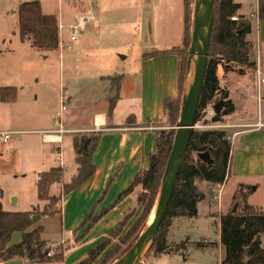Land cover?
<instances>
[{
    "label": "crops",
    "instance_id": "0c3cea01",
    "mask_svg": "<svg viewBox=\"0 0 264 264\" xmlns=\"http://www.w3.org/2000/svg\"><path fill=\"white\" fill-rule=\"evenodd\" d=\"M233 1L239 3L237 13L250 19V32L246 35V39L251 43L250 51L254 46L264 49V19H259L257 15L258 0ZM121 2L129 3L126 13L129 19L126 25H121L117 21V15L114 14L117 0H87L88 10H85L86 6H84V10L80 13L94 11L96 19L87 27L78 43L70 49H59L60 42H64L61 39L59 25L69 30V26L78 14L74 15L71 11L63 12L62 8L58 13L51 12L57 18L59 43L57 50L44 53L43 56L46 58L54 53L58 58L59 106L54 112H48L44 119L33 121L34 126L0 129L14 133L12 139L17 134L24 135L11 146L5 144L0 149V201L6 211H26L39 205L40 200L37 199L36 192L37 177L40 172L47 171L51 167L62 168L61 182L51 185L49 189L51 195L59 192L60 185L68 182L76 172L72 148L74 134L94 131L95 126L101 130L92 156L95 166L93 176L61 199L59 219L45 217L38 222L42 227V239H51L43 234L45 226H53L54 231L58 233L57 239L62 238L64 258L59 262L33 264L78 263L86 257V249L108 234L106 230L114 229L131 209L138 210L137 187L120 200L116 201V198L129 185L136 172L146 168L148 157L154 150L155 131L163 127V99L174 98L177 95L180 57L171 49L182 44L183 0H121ZM121 32L125 35L121 36ZM132 46L137 48V52L127 62L128 57H131L128 50ZM120 48L127 49V52L124 56L117 57L115 52ZM73 51L80 53L83 60L82 74L80 70H74L72 67L74 60L81 59H76ZM249 57L251 59L250 52ZM92 66L96 69L95 75L90 72ZM79 68L81 69L80 66ZM255 68L264 75V67L257 64ZM193 73L194 61L191 60L185 73L183 99L186 98L187 78L193 80ZM228 74L229 71L223 72L221 67L217 68L219 86L227 92L233 105V111L224 115L222 123L230 141L227 180L234 178L237 188H241L242 192L248 190L253 192L260 187L264 188V86L261 87L259 96L255 70L247 69L243 73H230L233 83L227 82ZM81 75H83L82 90L78 91V78ZM115 75L122 76L121 92L112 113L107 115V97L111 89L109 79ZM65 78L68 79L66 84ZM92 78L101 85L99 96L94 97L91 94L93 93ZM152 87L154 91L149 93ZM145 89L148 95L146 100L143 98ZM65 96L68 97L66 102ZM98 101H101L100 106L96 105ZM62 103L65 105L64 110L60 109ZM58 113L61 115L60 123L53 120V116ZM129 118L131 121L127 123ZM60 128L65 131L59 133ZM49 133L59 142L46 140V135ZM48 144H55L53 149L59 152L60 159L56 158L58 154L51 156V148ZM64 148L67 153H63ZM4 175L10 176L9 180L14 183L20 182L17 184L20 191L14 190L8 193L2 181ZM29 175L31 185L25 187ZM110 177L112 181L107 183ZM199 184L204 187L198 188L200 197L196 209L200 201L204 200L205 192L210 194L212 189L206 182ZM66 197L69 200H66ZM97 198L98 203L94 204L91 216L86 222L88 225L96 218L92 222L93 226L91 230L88 229L90 231L88 234H84L75 242L79 236L81 237L80 231L75 232L74 228H66V219L85 217L86 209ZM229 198L231 202L232 196ZM74 201H80V206L74 207ZM221 203L222 201H219L217 204L216 212L205 209L208 215H214L218 238L216 243L220 256L219 217L222 207L228 205ZM62 205L64 219H62ZM263 205L260 207L255 205V207L262 211ZM176 219L172 220L170 231L178 230L179 227L175 223L179 219ZM62 220L65 221V231ZM99 226L101 227L98 228ZM94 229L97 232L93 233ZM20 239L21 233L14 232L11 243H17ZM204 240L208 241L206 238ZM46 252L45 249L38 248L33 252V256L38 258ZM26 262L27 260L16 257L0 261V264H26Z\"/></svg>",
    "mask_w": 264,
    "mask_h": 264
},
{
    "label": "trees",
    "instance_id": "16d2710c",
    "mask_svg": "<svg viewBox=\"0 0 264 264\" xmlns=\"http://www.w3.org/2000/svg\"><path fill=\"white\" fill-rule=\"evenodd\" d=\"M190 2V0H183L184 32L182 44L180 47L171 49V51L177 52L180 57L177 95L174 98L166 97L163 99L164 117L167 116V124L171 126V129L166 132L162 128L155 131L154 150L148 157L146 168L137 171L129 185L116 198V201L120 200L139 186L140 192L136 196L138 210L133 208L126 213L118 226L110 230L89 250L87 257L76 264H112L120 258L140 233L143 222L156 199L175 134L174 126L178 122L183 101L187 49L191 38L188 8ZM239 7V3L233 0H214V17L208 57L194 114V123L199 120L201 109L207 106L212 107L220 100L223 101L221 111L212 115L211 122H221L223 115L233 111V105L227 92L219 86L218 67H221L223 72L236 71L238 73H243L247 69H255V62L249 57L251 43L246 39V35L250 32V19L237 13ZM16 12L18 36L21 41L29 39L33 49L44 53L57 50L59 36L57 18L54 14L44 13L38 0L19 3ZM234 15L237 16L236 20L231 19ZM257 15L259 19H264V0H258ZM109 80H113L114 83L111 87L112 92L107 97V115L112 113L119 99L122 76L115 75ZM16 97L17 89L14 86L0 87L1 102H13ZM130 121L131 118L127 120V123ZM100 133L101 130L90 131L73 137L72 148L77 168L70 180L62 184L59 195H51L49 189L51 185L61 182L62 168L59 166L51 167L38 174L36 181L38 200L61 201L65 195L93 176L95 166L92 162V156ZM197 138H199L201 150L209 152L210 162L202 161L196 156L197 149L194 141ZM229 153L230 141L227 139L224 130L192 129L172 193L148 254L152 253L157 256L163 253L181 252L184 249L183 245H170L167 242V228L174 218L196 215V204L200 197L198 183L207 182L213 186H221L224 183L228 175ZM60 212L61 209L56 213L60 214ZM91 212L85 215L83 220L85 223L90 218ZM48 216L52 215L44 210H35L34 206L26 211H6L2 208L0 201V261L16 257L27 260L26 264L61 261L63 259L62 250L51 255L44 253L38 258L33 256V252L46 242L40 235L42 227L38 222ZM92 222L87 225V229L93 226ZM86 231L75 242L80 240ZM14 232L21 233V239L17 243L10 242ZM219 243L221 246L219 264H264V212L243 202L239 211L233 212L231 209L222 213L219 217ZM207 244L209 242L198 241L196 247Z\"/></svg>",
    "mask_w": 264,
    "mask_h": 264
},
{
    "label": "rangeland",
    "instance_id": "374dc122",
    "mask_svg": "<svg viewBox=\"0 0 264 264\" xmlns=\"http://www.w3.org/2000/svg\"><path fill=\"white\" fill-rule=\"evenodd\" d=\"M24 1H33V0H0V87L11 85V86H15L18 91V96L15 99V101L10 103H3L0 101V129H8L16 126H21L22 128L23 127L28 128L30 125L34 126L33 121L44 119L48 112L51 113L54 112L59 106L58 91H59L60 70H59L57 56L54 53H52L48 57L44 58L43 56L45 55L44 52L33 49L30 46L29 39H25L24 41H21L19 39L18 30H17L16 11L18 4ZM38 1L40 2L41 9L44 13H51V12L58 13L60 12L59 9L62 8L63 12L71 11L74 15L75 14L79 15V13L84 10V6H86L85 10H88L87 0H38ZM190 1L191 2L188 5V8L190 12L189 16L192 27L194 0H190ZM128 6H129L128 2L123 3L121 2V0H117L116 11L114 12V14L117 15V21L120 22L121 25L123 24L126 25L128 23L129 18L126 15V13H128L127 11ZM91 13L95 14L94 11H91ZM68 32H69L68 28L66 29L62 28L60 30L61 39L64 41L65 44L68 39ZM123 35L125 34L121 32V36ZM126 52L127 49L120 48L119 51H116L115 53L117 54L116 55L117 57H120V56H124ZM128 52L131 55V57L130 56L128 57L127 62L132 59L134 53L137 52V48L132 46L130 47ZM250 53H251V59L255 62V65L257 66L258 64L263 68L264 49L257 48L254 46V48L251 49ZM74 57H76V59H80L81 55L80 53L74 52ZM195 58L196 55L193 54L192 61H194ZM79 66L81 67V69L79 68ZM83 66L84 65L82 58L79 61H75V60L73 61L72 67L74 68V70L75 69L77 71L80 70L81 74L83 73V69H82ZM63 71L66 73L65 69H63ZM90 72H93L92 75H95L94 73H96V69L94 68V66H92ZM185 73H186V68H185ZM230 73H236V71L234 72L229 71L228 74L229 76L227 75L226 78L227 82L233 83ZM185 76L186 75H184V79ZM82 79H83V75H81V77L78 78L79 81L78 82L79 86L77 87L78 91L82 90V86H81L82 85L81 83H83ZM246 79L247 81H249L248 78ZM66 80L68 79L65 78L64 80L65 84H66ZM94 83H96V85H94ZM113 83H114L113 80L110 81L111 87ZM191 83H192V79L187 78L186 90H185V94L187 98L189 97V93H190L189 87L191 88ZM91 84L93 85L92 87L93 93L91 94L94 97L99 96V94H101V89H100L101 85L98 82H96V80H94L93 78ZM157 87L159 86L157 85ZM153 91H154V87L150 88L149 93H152ZM111 92L112 90L110 89L109 95L111 94ZM147 96L148 95L145 89L143 93V98L146 100ZM64 99L66 102L68 97L65 96ZM96 105L100 106L101 101H98ZM253 113L254 115L256 113L255 105L253 108ZM211 117H212L211 114H208L205 117L200 116L198 121L200 128L197 129L200 130L222 129L224 130L225 135L227 137V133L225 131L224 125L222 124L224 122V118H223L224 115L221 118V122H211L210 121ZM53 120H55L56 123H58L59 117L57 115H54ZM164 120L165 121L164 124L162 125L163 126L162 129L166 132L171 129V126L167 124V116L164 117ZM85 133L88 132L85 131L76 132L74 136ZM23 136L22 135L18 136L17 134L16 137L10 140L7 144H10L11 146V144L17 142ZM53 145L55 144H48V146L51 148V156L52 155L55 156L58 154V151L56 149H53ZM63 153H67L65 148L63 149ZM70 153H72V151H70ZM9 177L4 175L2 179L6 191L10 193L11 191L19 190L17 184L20 182L14 183L11 179L9 180ZM28 179L29 180L26 183L25 187L26 186L29 187L31 185L30 175L28 176ZM111 181H112V177L109 178L107 183H110ZM20 186L22 187V185ZM237 186L238 185L236 184L234 178H229L227 180V177L224 181V184L222 185L223 188H221L220 191L217 190L218 186L211 185V188L213 190L215 189V191L211 192L210 194L208 192H205V198L203 201H200V203L198 204V208L196 209L197 211L196 215L192 217L177 218L179 220L176 221L175 224H177L179 228L178 230L174 229L175 232L173 230L170 231V225H171L170 223V225L167 228V235H166L167 242L170 245H177V246L183 245L184 249H182L181 252L170 253V254L163 253L154 256L152 253L148 254V251L150 249L149 246L145 249L143 256L138 264H219L220 253L216 243L218 238L215 231L216 223H215L214 215H208L206 213V211L209 210L216 212L218 209L216 199H212V196L216 195L218 192L220 201H222L223 205L228 204L227 206L222 207L221 214L226 212L227 210H231L234 204H236L235 211L237 210L239 211V209L241 208V204L243 202L254 206L257 205L258 207L264 204L263 187H260L259 189H256L253 192L250 190H248L247 192H242V189L239 187L237 188ZM203 187H204L203 185L198 183L199 189H203ZM137 188H138L137 189V194H138L140 192V187L137 186ZM59 189H60L59 192L53 195L56 196L60 194L62 185H60ZM229 196L230 197L232 196L233 200H231V202L229 201L230 200ZM67 199L69 200L68 197H66V200ZM63 201H65V199H63ZM156 201H157V196L149 214L147 215V217L143 222V226L141 230L145 227L151 215L153 214L154 212L153 209L155 208ZM73 203H74V207L78 205L80 206V201L79 202L74 201ZM95 203L96 204L98 203V198L95 201L91 202L90 206L86 209L87 211L86 213L91 212L93 205ZM60 206H61V201L59 200L58 202L40 201L39 205L34 207L35 210H39V211L44 210L46 213H50L52 215L46 218L59 219V214L56 212H58ZM261 208L262 211L264 212V205ZM63 210L64 208L62 205V219H64ZM83 220H84L83 216H81L79 219L67 217L66 228H74L73 230L80 231V234H82L85 230H87L85 234H88V232L90 231L87 229V223H85ZM63 221L64 220H62L63 223L62 226H63V230L65 231L64 228L65 221L64 222ZM103 225L106 224L103 223ZM100 227L101 226H99L98 228ZM95 232H97L96 229H94L93 233ZM105 232L109 233L110 231L106 230ZM41 233H42V229H41ZM43 234L45 237L51 239L46 240L45 244L39 246V249H45V251H49L51 253H55L58 250L63 249L61 242L62 238L57 239L58 233L54 231L53 226H45V230L43 231ZM204 238L208 240L207 242H209V244L197 248L196 247L197 242L200 240L205 242ZM92 247L86 249L85 252L86 257L88 255L89 250Z\"/></svg>",
    "mask_w": 264,
    "mask_h": 264
},
{
    "label": "water",
    "instance_id": "95a60500",
    "mask_svg": "<svg viewBox=\"0 0 264 264\" xmlns=\"http://www.w3.org/2000/svg\"><path fill=\"white\" fill-rule=\"evenodd\" d=\"M213 17L214 0H194L191 38L190 45L187 49L188 57L186 63L187 70L193 54L196 55L194 60L193 80L189 97H184L178 122L174 126L175 134L162 174L155 209L149 221L140 231L132 245L112 264H138L145 249L151 246L154 241L157 229L162 221L172 193L181 159L193 128L194 114L197 108L207 63ZM222 105L223 101L221 100L212 105L214 114L220 113ZM194 145L197 149L196 156L202 161L210 162L209 152L201 150L199 138L194 141ZM235 208L236 204L233 205V212Z\"/></svg>",
    "mask_w": 264,
    "mask_h": 264
},
{
    "label": "built area",
    "instance_id": "2783aa9c",
    "mask_svg": "<svg viewBox=\"0 0 264 264\" xmlns=\"http://www.w3.org/2000/svg\"><path fill=\"white\" fill-rule=\"evenodd\" d=\"M96 17L93 13H91V11L89 12H83L80 13L79 15H77L75 21L69 26V32H68V39L66 41V44L64 42H60V49H70L74 44L78 43V41L80 40V38L82 37L84 31L87 29V27L92 24L95 21ZM232 20H236L237 16H232L231 17ZM62 25H59V30H61ZM59 30H58V36H59ZM59 43V42H58ZM255 76H256V86H257V91L259 93L260 96V89L262 86H264V75L260 72V70L258 68H255ZM61 110L65 109V105L64 103L61 104L60 106ZM208 114L213 115L214 112L212 110V107H205L203 109H201L200 111V116H207ZM57 116L59 117L58 122L60 123V119H61V115L60 113L57 114ZM199 121V120H198ZM198 121H196L193 124V128L192 129H197L200 128V125L198 124ZM96 128L94 129V131H99L98 127L95 126ZM65 130H62L61 128L58 130L59 133H62ZM12 132L10 131H0V149L7 144L13 137ZM46 140H50V141H56L59 142V140H55L54 136H52L51 133L46 135ZM57 159H60V155L58 152V155L56 156ZM221 188V186L217 187V190L219 191ZM215 191V189H211V192ZM212 199H216L217 204L220 201V197H219V193L217 192L216 195L212 196ZM47 255H51L52 253L47 251L46 252Z\"/></svg>",
    "mask_w": 264,
    "mask_h": 264
},
{
    "label": "bare ground",
    "instance_id": "6f19581e",
    "mask_svg": "<svg viewBox=\"0 0 264 264\" xmlns=\"http://www.w3.org/2000/svg\"><path fill=\"white\" fill-rule=\"evenodd\" d=\"M154 209H155V208H154ZM154 209H153V210H154Z\"/></svg>",
    "mask_w": 264,
    "mask_h": 264
}]
</instances>
